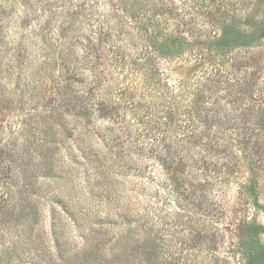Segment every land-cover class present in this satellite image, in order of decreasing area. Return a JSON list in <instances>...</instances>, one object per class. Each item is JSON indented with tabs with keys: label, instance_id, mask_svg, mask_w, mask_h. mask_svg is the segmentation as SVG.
Masks as SVG:
<instances>
[{
	"label": "trees",
	"instance_id": "16d2710c",
	"mask_svg": "<svg viewBox=\"0 0 264 264\" xmlns=\"http://www.w3.org/2000/svg\"><path fill=\"white\" fill-rule=\"evenodd\" d=\"M102 2L103 9L98 0H42L41 103L26 113L23 202L18 211L17 202L10 206L12 231L7 256L13 258L11 264H74L75 260L80 264H157V251L170 243L165 237L162 242L160 236L152 237L150 228L144 230L146 237L139 235V221L155 199L139 207L135 184L125 187L131 191L133 213H119L127 228L120 229L117 221L98 219L88 225L87 218L80 220V236L88 230L80 247L71 235L63 233V222L58 221L61 215L57 213H61L75 220L69 222L79 224L69 214L66 202L62 199V212L53 210L45 229L42 201L46 196L62 197L52 193V187L58 182L72 186L74 168L82 162L87 161L89 168L93 158L98 168L113 166L125 178L129 172L140 171L144 157L159 171L153 184L154 198L162 195L164 201L175 204L190 199L194 189H203L208 179L201 169L230 171L222 160L230 153V141L245 144L255 131L258 143L257 135L264 134V108L247 113L241 105L231 111L223 106L213 108L210 103L211 98L218 102L219 92L229 96V102H237L252 91L254 85L244 80L241 67L253 69L254 55L246 58L245 65L234 59L231 77L219 75L215 68L202 71L188 109L178 110L187 83L181 79L169 83L161 63L184 61L183 56L198 45V37L188 39L184 31L175 35L158 29L155 17L171 12L169 0ZM236 2L221 0L222 5L209 12L220 27L218 34L205 38L206 49L215 55L253 49L264 39V19L244 27L233 8ZM189 32L193 34L194 28ZM130 125H136L138 132L129 131ZM145 135L150 136L140 142ZM17 150L12 144L4 153L12 156ZM250 186L253 203L260 206L254 182ZM98 222L100 230L94 227ZM114 232L119 233L117 238ZM263 232L264 226L254 222L239 225L242 264L264 263V244L258 239Z\"/></svg>",
	"mask_w": 264,
	"mask_h": 264
},
{
	"label": "rangeland",
	"instance_id": "374dc122",
	"mask_svg": "<svg viewBox=\"0 0 264 264\" xmlns=\"http://www.w3.org/2000/svg\"><path fill=\"white\" fill-rule=\"evenodd\" d=\"M102 1L98 0L100 9H103ZM169 1L172 9L168 15L158 10L155 12L161 15L155 17L158 29L163 30V33L173 31L172 34L175 35L184 31L188 39L198 37V45L194 51L199 53L193 51L186 54L183 56L184 61L161 63L169 83L174 79L187 83L177 109H188L198 85L197 81L201 80L199 75L202 71L208 72L210 68H215L219 75L227 74L231 77L234 59L245 65L252 55L256 57V62L251 60L250 64L254 62L255 67L247 71L243 70L244 66L241 67L244 80L254 85L251 86L252 91H248L244 98L237 102H229L230 97H223L225 93L219 92L218 102L211 98L210 103L212 102L213 108L223 106L231 111L241 105L247 113L255 111L258 107L264 108V39L253 49L240 48L228 55H215L206 49L205 38L220 31L217 21L209 12L212 13L216 6L222 5L221 0ZM42 5V0H0V264H11L13 259L11 257L10 260L7 256L12 231L9 221L10 206L12 201L17 202L18 211L23 202L25 159L22 144L25 124L28 123L26 113L32 105L41 103L43 69L39 66L42 53V33L39 26ZM233 8L244 27L250 28L264 19V0H237ZM192 28L195 30L193 34L189 32ZM123 95L127 96L126 93ZM224 101L226 104H223ZM37 118L40 119V116ZM135 128L136 125H130L129 131L137 133ZM149 136L145 135L139 141L145 142ZM257 136L258 143L255 141V131L249 134L245 144L230 141V153L222 159L230 166V171L221 169L220 172H211L209 169H201L200 173L208 179L203 189L200 192L194 189L190 199L180 198L175 204L164 201L162 195L154 198L153 184L157 181L159 171L157 165L146 161L144 157L139 164L140 171L129 172L125 178L121 171L113 166L102 165L98 168L95 166L98 162L93 158V164L89 160V165H92L89 168L87 161L82 162L74 168L69 183L72 186L64 187L58 182L52 187L55 190L51 192L61 193L63 198L46 196L42 201L43 227H49L53 210L62 212L63 199L69 207V214L75 217L79 224L77 226L69 222L75 220H70L67 215L61 213H57L61 215V220L58 221L63 222V233L71 235L72 239L76 240L77 247L81 246L84 236L88 235L86 230V234L80 236L83 228V221L80 220L87 218L88 225L98 219L117 221L120 222V229L125 230L127 224L121 222L119 213H133L131 191L126 188L135 184L137 197L141 201L138 203L139 207L145 201L155 199L153 207H148V211L139 221V235L146 237L144 230L150 228L149 234L152 237L160 236V242L165 237L167 243H170L164 245L160 252L157 251V264H242L238 247L239 225L245 221L264 226V134ZM12 144L16 145L18 150L8 156L4 150L11 148ZM63 148H67L66 144ZM252 151L255 153H251ZM136 172L139 173L135 174ZM251 182H254L253 188L260 206L253 203ZM79 210H85L87 213L83 215ZM94 225L96 230H100L99 222ZM118 225L115 228H118ZM114 235L117 238L119 233L114 232ZM258 239L264 244V232L259 233ZM74 264H80V261L75 260Z\"/></svg>",
	"mask_w": 264,
	"mask_h": 264
}]
</instances>
